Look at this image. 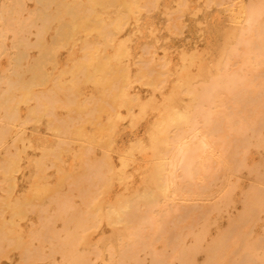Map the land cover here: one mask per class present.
I'll return each mask as SVG.
<instances>
[{"label":"bare ground","instance_id":"1","mask_svg":"<svg viewBox=\"0 0 264 264\" xmlns=\"http://www.w3.org/2000/svg\"><path fill=\"white\" fill-rule=\"evenodd\" d=\"M0 264H264V0H0Z\"/></svg>","mask_w":264,"mask_h":264},{"label":"rangeland","instance_id":"2","mask_svg":"<svg viewBox=\"0 0 264 264\" xmlns=\"http://www.w3.org/2000/svg\"><path fill=\"white\" fill-rule=\"evenodd\" d=\"M158 38L160 43L169 45L174 51L178 52L185 49L190 50L195 47H201L211 40V36L206 31V23L197 25L191 20H187L180 34L173 40L167 39L166 31L160 26Z\"/></svg>","mask_w":264,"mask_h":264}]
</instances>
